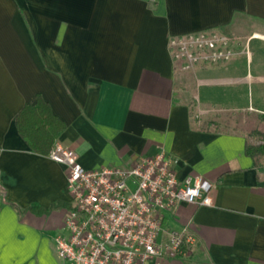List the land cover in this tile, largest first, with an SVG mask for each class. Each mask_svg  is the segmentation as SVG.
<instances>
[{"label": "crops", "instance_id": "0c3cea01", "mask_svg": "<svg viewBox=\"0 0 264 264\" xmlns=\"http://www.w3.org/2000/svg\"><path fill=\"white\" fill-rule=\"evenodd\" d=\"M243 21L264 26V0H0V264H59L66 168L32 151L15 125L37 95L65 124L53 145L86 169L163 148L179 179L215 182L211 205L166 214L164 237L188 224L195 242L161 264H264V161L246 154L244 133L195 122L169 49L172 36ZM227 64L193 67L198 112L248 103L251 79Z\"/></svg>", "mask_w": 264, "mask_h": 264}, {"label": "built area", "instance_id": "2783aa9c", "mask_svg": "<svg viewBox=\"0 0 264 264\" xmlns=\"http://www.w3.org/2000/svg\"><path fill=\"white\" fill-rule=\"evenodd\" d=\"M169 49L175 62L183 59L184 69L217 65L234 55L232 40L218 30L172 36ZM48 157L66 168L70 207L65 233L55 235L53 244L68 264H161L184 256L182 248L193 244L195 235L186 224L164 237L166 214L178 203L212 204L215 182L201 175L179 179L176 159L163 148L127 166L94 169L82 167L77 153L59 142Z\"/></svg>", "mask_w": 264, "mask_h": 264}, {"label": "rangeland", "instance_id": "374dc122", "mask_svg": "<svg viewBox=\"0 0 264 264\" xmlns=\"http://www.w3.org/2000/svg\"><path fill=\"white\" fill-rule=\"evenodd\" d=\"M218 31L232 40L234 55L227 61V66L234 68L232 76L245 74L251 79L247 84L249 86L248 103L243 105L241 101H238L229 110L216 107L208 108V113L198 112L199 109H195L193 105L195 104L193 85L201 73L199 69L194 70L193 67L184 69L183 59L175 62L178 69L176 93L191 105L193 119L196 123L202 126L213 125L216 129L227 128L242 132L246 135L249 144L257 145L260 137L258 133L264 130V115L249 107L264 111V39L255 38L253 35L255 33L264 35V26L243 21L238 22L232 30L220 29ZM58 259L59 264H65V261L59 257Z\"/></svg>", "mask_w": 264, "mask_h": 264}, {"label": "trees", "instance_id": "16d2710c", "mask_svg": "<svg viewBox=\"0 0 264 264\" xmlns=\"http://www.w3.org/2000/svg\"><path fill=\"white\" fill-rule=\"evenodd\" d=\"M15 125L29 148L43 155H48L54 140L65 127L64 122L52 113L50 105L40 95L36 96L34 105H24L20 109L15 116ZM258 134L261 142L252 145L246 141L245 146L246 154L254 163L264 156V132ZM182 250L187 251L188 247L184 246Z\"/></svg>", "mask_w": 264, "mask_h": 264}, {"label": "bare ground", "instance_id": "6f19581e", "mask_svg": "<svg viewBox=\"0 0 264 264\" xmlns=\"http://www.w3.org/2000/svg\"><path fill=\"white\" fill-rule=\"evenodd\" d=\"M255 37H260V38H264V36L258 35V34H254Z\"/></svg>", "mask_w": 264, "mask_h": 264}]
</instances>
